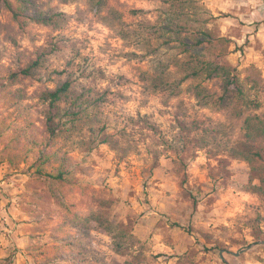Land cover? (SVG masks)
Returning a JSON list of instances; mask_svg holds the SVG:
<instances>
[{"label":"rangeland","instance_id":"374dc122","mask_svg":"<svg viewBox=\"0 0 264 264\" xmlns=\"http://www.w3.org/2000/svg\"><path fill=\"white\" fill-rule=\"evenodd\" d=\"M29 2L59 15L22 28L0 3V264H71L56 246L78 237L81 264H264V195L249 190L259 181L243 158L264 155V138L243 129L246 115L264 117V0H200L192 13L227 39L205 54L236 68L256 107L221 105L219 80H181L184 55L149 34L163 0ZM44 51L34 77L12 76ZM66 67L78 91L100 97L106 124L93 133L80 122L56 139L77 166L69 183L30 166L46 138L42 92ZM96 213L125 232L123 254L87 220Z\"/></svg>","mask_w":264,"mask_h":264},{"label":"trees","instance_id":"16d2710c","mask_svg":"<svg viewBox=\"0 0 264 264\" xmlns=\"http://www.w3.org/2000/svg\"><path fill=\"white\" fill-rule=\"evenodd\" d=\"M163 2L165 7L161 10L156 24H152V27L156 26L155 30H150L151 32L149 31L150 33H148L155 35L156 40L163 37L164 44H170L178 53L184 55L181 59V69L186 74L181 80L199 77H204L208 80H219L222 93L217 100H219L221 105H228L229 101L234 97L236 100H241L243 104L251 107L250 105L255 102L245 99V91L240 85L239 77L235 72L236 68L230 62L221 60L220 56L213 58L205 54V50L209 47L216 44H224L227 39L223 36H215L212 29L195 23L199 21V17L192 15V13L197 12L200 7V0H163ZM0 3L12 14L14 20L22 28L33 22L52 25L56 22V16L59 15L58 12L31 7L29 0H0ZM193 24L195 25L194 28L192 27ZM145 37L149 38V36ZM46 53L44 51L39 54L29 65L14 72L12 76L15 78L19 75L34 77L42 67ZM58 73H66L65 79L57 83L56 86L46 88L42 92V99L47 103L45 110L46 138L35 143L37 155L30 166L35 168L39 175H46L53 180L69 183L77 178L74 173L77 166L73 158L60 148L54 147L56 139L80 122L90 124L89 129L93 133L99 130L103 131L106 124L98 113L100 97L89 94L87 91H90V89L85 84L78 91L76 89V82L79 80L78 76H75L74 72L70 71V68L66 67L63 70H58ZM254 107H256V103ZM243 129L247 138H264V117L259 114L246 115ZM101 142L109 143V137L105 136L101 139ZM183 151L182 147L177 153H182ZM28 156L29 154L26 152L24 154L25 159H28ZM182 157L180 156L181 159ZM243 158L252 164L255 163L252 165V173L254 171L257 173L255 178L259 181L258 183H253V180H251L249 190L264 195L263 153L261 150L254 152L250 150L243 155ZM91 219L113 235L115 251L123 254L121 249L122 242L120 241L125 237V232L121 231L119 236H116L110 228L112 222L100 213L94 214L87 220ZM75 226L79 232L86 233L85 226ZM130 236L135 237L133 234ZM116 237H119L120 240H116ZM77 239L62 238L61 244L56 246L59 255L63 258H68L71 264H81L86 258L88 247L82 242L80 237Z\"/></svg>","mask_w":264,"mask_h":264}]
</instances>
